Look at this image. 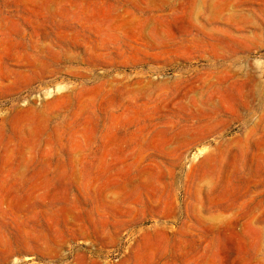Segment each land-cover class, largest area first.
I'll list each match as a JSON object with an SVG mask.
<instances>
[{
	"label": "rangeland",
	"instance_id": "rangeland-1",
	"mask_svg": "<svg viewBox=\"0 0 264 264\" xmlns=\"http://www.w3.org/2000/svg\"><path fill=\"white\" fill-rule=\"evenodd\" d=\"M0 264H264V0H0Z\"/></svg>",
	"mask_w": 264,
	"mask_h": 264
}]
</instances>
